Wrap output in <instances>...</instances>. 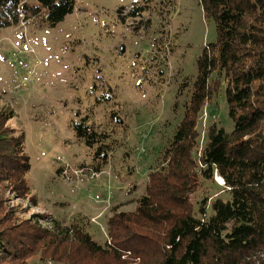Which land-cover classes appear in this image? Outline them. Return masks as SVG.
Masks as SVG:
<instances>
[{
    "label": "rangeland",
    "instance_id": "obj_1",
    "mask_svg": "<svg viewBox=\"0 0 264 264\" xmlns=\"http://www.w3.org/2000/svg\"><path fill=\"white\" fill-rule=\"evenodd\" d=\"M73 1V12L55 25L42 11L26 24L0 26V109L12 110L5 126L24 135L32 191L19 197L0 183V198L14 228L37 221L45 229L52 219L70 225L80 216L93 239L104 243L113 207L134 212L145 193L148 174L182 119L197 59L204 45L216 42V30L199 0ZM200 114L194 157L209 124L227 133L234 128L222 88ZM78 124L110 135L106 163L95 157L96 145L88 148L77 138ZM221 185L214 174L191 202L211 194L225 199ZM61 249L52 254L38 244L26 264H108L114 258L74 253L65 259ZM130 259L127 264L141 263Z\"/></svg>",
    "mask_w": 264,
    "mask_h": 264
},
{
    "label": "trees",
    "instance_id": "obj_2",
    "mask_svg": "<svg viewBox=\"0 0 264 264\" xmlns=\"http://www.w3.org/2000/svg\"><path fill=\"white\" fill-rule=\"evenodd\" d=\"M29 1L0 0V26L26 24L42 11L55 25L75 5L73 0H33L36 6ZM199 3L203 18L215 24L216 42L204 45L197 59L182 119L158 166L149 172L135 211L116 212L121 205L113 207L106 241L100 243L80 216L70 225L52 219L45 221V229L37 221L14 228L7 223L11 217L1 196L0 264H26L38 244L52 254L62 246L65 259L74 253L114 256L108 264H127L131 256L140 264H264V0ZM221 88L233 131L227 133L212 122L194 157L198 117ZM12 114L7 106L0 109V183L25 197L32 192L26 181L31 165L24 135L5 126ZM74 131L88 148L96 145L95 157L106 163L110 135L84 124ZM214 174L222 179L226 198L213 199L211 194L193 204L190 199L199 185L211 182ZM32 200L35 204L34 196Z\"/></svg>",
    "mask_w": 264,
    "mask_h": 264
},
{
    "label": "clouds",
    "instance_id": "obj_3",
    "mask_svg": "<svg viewBox=\"0 0 264 264\" xmlns=\"http://www.w3.org/2000/svg\"><path fill=\"white\" fill-rule=\"evenodd\" d=\"M20 17H22V15H20ZM21 23H24V22H21Z\"/></svg>",
    "mask_w": 264,
    "mask_h": 264
},
{
    "label": "bare ground",
    "instance_id": "obj_4",
    "mask_svg": "<svg viewBox=\"0 0 264 264\" xmlns=\"http://www.w3.org/2000/svg\"><path fill=\"white\" fill-rule=\"evenodd\" d=\"M218 179H220L219 177H218ZM221 180V179H220Z\"/></svg>",
    "mask_w": 264,
    "mask_h": 264
}]
</instances>
